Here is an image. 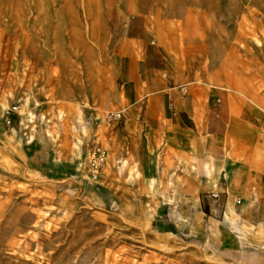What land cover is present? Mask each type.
Segmentation results:
<instances>
[{
  "label": "rangeland",
  "instance_id": "rangeland-1",
  "mask_svg": "<svg viewBox=\"0 0 264 264\" xmlns=\"http://www.w3.org/2000/svg\"><path fill=\"white\" fill-rule=\"evenodd\" d=\"M132 18L172 56L182 91L193 78L208 86L213 110L230 113L229 132L264 146V0H0V264H255L160 223L169 206L149 188L153 170L123 158L112 168L114 47ZM12 105L20 110L8 127ZM98 143L110 158L91 181ZM190 177L173 184L179 201L195 200ZM189 213L179 232L213 241L223 232L225 214L209 213L222 219L214 226ZM241 230L263 253L260 234Z\"/></svg>",
  "mask_w": 264,
  "mask_h": 264
},
{
  "label": "crops",
  "instance_id": "crops-1",
  "mask_svg": "<svg viewBox=\"0 0 264 264\" xmlns=\"http://www.w3.org/2000/svg\"><path fill=\"white\" fill-rule=\"evenodd\" d=\"M132 19L114 47L120 84L112 94L110 107L123 117L114 122L106 136L111 146L112 168L123 158L124 165L129 162L128 169L138 166L143 173L154 171L149 188L169 206L159 217L160 223L161 218L168 225L174 222L177 235L188 234L214 250L239 252L243 257L253 258L255 264H264V252L249 248L251 240L241 230L244 227L247 232L253 230L264 241V228L259 227L264 226L263 144L229 132L230 113L226 119L224 112L221 115L213 110L208 86H198L193 78L183 92L180 69L172 56L149 42L145 21ZM167 139L184 146L166 145ZM185 173L191 176L188 186L195 197L193 202L179 201L176 188L174 193L173 187ZM212 193L219 194L220 201L212 199ZM165 197L174 201L167 202ZM237 199L241 200L238 205ZM189 209L196 210L197 217L205 216L208 225L214 226L222 219L216 221L210 214L217 213L222 218L225 214L226 226L223 225L216 240L209 237L210 233L200 238L193 227L194 232L177 230L189 220ZM171 210L177 211L179 217L170 216ZM200 225L198 218L197 226Z\"/></svg>",
  "mask_w": 264,
  "mask_h": 264
},
{
  "label": "built area",
  "instance_id": "built-area-1",
  "mask_svg": "<svg viewBox=\"0 0 264 264\" xmlns=\"http://www.w3.org/2000/svg\"><path fill=\"white\" fill-rule=\"evenodd\" d=\"M186 89H183L185 92ZM19 107L16 105L8 106L4 110V122L6 126L10 127L14 124L17 116L19 115ZM123 117L120 111L112 112L107 114V119L109 122H117ZM107 162V150L102 147L100 144H96L89 152L87 157V175L91 181H97L101 172ZM211 198L220 201L219 194L212 193ZM241 200L237 199L236 204H240Z\"/></svg>",
  "mask_w": 264,
  "mask_h": 264
},
{
  "label": "bare ground",
  "instance_id": "bare-ground-1",
  "mask_svg": "<svg viewBox=\"0 0 264 264\" xmlns=\"http://www.w3.org/2000/svg\"><path fill=\"white\" fill-rule=\"evenodd\" d=\"M107 152H108V157H107V162H106V165L108 164V162H109V158H110V153H109V150H107ZM103 171V170H102ZM101 174H102V172H101ZM101 177V176H100Z\"/></svg>",
  "mask_w": 264,
  "mask_h": 264
}]
</instances>
